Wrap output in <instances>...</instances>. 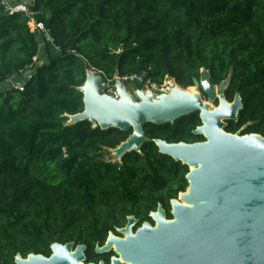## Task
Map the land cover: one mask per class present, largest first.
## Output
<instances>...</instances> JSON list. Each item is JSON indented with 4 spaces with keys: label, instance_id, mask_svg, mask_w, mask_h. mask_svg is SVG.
Here are the masks:
<instances>
[{
    "label": "trees",
    "instance_id": "obj_1",
    "mask_svg": "<svg viewBox=\"0 0 264 264\" xmlns=\"http://www.w3.org/2000/svg\"><path fill=\"white\" fill-rule=\"evenodd\" d=\"M29 8H0V85L28 72L22 89L0 88V264H17L18 254L49 257L55 242L85 244L87 263L110 264L113 252H96L110 232L130 216L152 223L160 205L173 218L171 201L189 186V166L154 139L205 137L195 133L198 113L147 123L141 152L107 159L132 129L68 123L84 110L87 72L105 81L117 71L144 74L141 86L173 78L187 88L207 69L214 85L230 79L228 101L243 100L225 130L264 135V0H34ZM32 18L48 32L39 65Z\"/></svg>",
    "mask_w": 264,
    "mask_h": 264
},
{
    "label": "water",
    "instance_id": "obj_2",
    "mask_svg": "<svg viewBox=\"0 0 264 264\" xmlns=\"http://www.w3.org/2000/svg\"><path fill=\"white\" fill-rule=\"evenodd\" d=\"M117 76L121 77L120 71ZM229 80L218 87L209 70L203 69L193 85L198 93L183 89L174 79L170 81L172 88L178 85L174 93L153 98L139 90L141 101H136L120 83L116 94L101 93L105 78L87 72L79 87L84 110L68 115V123L89 120L102 129H132L128 139L112 149L119 161L128 152H141L149 140L144 130L147 123H174L198 113L202 124L195 133L205 137L194 143L154 139L161 153L189 166V186L171 201L173 218L160 205L151 213L154 225L146 221L134 231L140 220L130 216L125 227L117 228L121 235L110 232L96 252H113L112 264H264V135L225 130L228 121L239 120L243 108L240 94L233 102L226 98ZM217 100L216 108L210 110L209 104ZM146 165L149 169L147 161ZM51 249L49 257L18 254L16 263L96 264L86 262L85 244L55 242Z\"/></svg>",
    "mask_w": 264,
    "mask_h": 264
},
{
    "label": "rangeland",
    "instance_id": "obj_3",
    "mask_svg": "<svg viewBox=\"0 0 264 264\" xmlns=\"http://www.w3.org/2000/svg\"><path fill=\"white\" fill-rule=\"evenodd\" d=\"M6 2L8 4H15V3H24V4H28L27 2H30V0H6ZM33 3V0L31 1ZM30 2V4L28 5H32V3ZM31 22V21H30ZM32 24V23H31ZM39 41H40V56L39 59L36 62V65L41 64L42 62H44V58H42V52L45 46V42L44 39L41 38V33H39ZM94 71V70H92ZM95 72V71H94ZM28 75L27 73H24L23 75L20 76H14L12 77L10 80L5 81L4 83H2L0 85V88L3 90L8 89L11 86H16V83L23 80L25 78V76ZM141 77V76H140ZM174 80L173 78H167L164 83L162 85H157V84H151L149 82H146L143 86H141L143 83V80L141 82H139L138 80H131V79H124V77H118L116 76L114 80H107L106 84L104 86L101 87L100 92L101 93H106V94H116L117 91V86L120 83L123 88H125L127 90V92L136 100V101H141V98L138 94L139 90H144L146 91V93H150L152 95L153 98H156L157 96L160 95H168L171 94L172 91V86L170 85V81ZM219 87V85H217ZM181 87V86H180ZM190 87H195V86H189L187 88H183V89H189ZM203 99L207 100V98L204 97L203 93H202ZM216 105V104H215ZM243 129L239 130L238 133L241 131L242 132ZM116 152L112 151L110 155L107 156V159H112V160H120L116 157ZM121 162V161H120ZM154 225V224H153ZM101 262V261H100ZM99 262V263H100ZM98 263V264H99ZM111 264H112V260H111Z\"/></svg>",
    "mask_w": 264,
    "mask_h": 264
},
{
    "label": "built area",
    "instance_id": "obj_4",
    "mask_svg": "<svg viewBox=\"0 0 264 264\" xmlns=\"http://www.w3.org/2000/svg\"><path fill=\"white\" fill-rule=\"evenodd\" d=\"M31 1L32 0H30V2ZM30 2H27V3H30ZM1 6H3L4 9H5V11L8 12V13H14V12L24 11V12H26L28 14H31L30 8H29V5L28 4H24V3L18 2V3H15V4H11L10 5V4H8L6 2V0H1L0 1V8H1ZM29 25L31 27H34L36 29V31H38L39 33L44 32V33L48 34V32L46 31V28H45V25H44L43 22H39V21L35 20L34 18H32L31 19V22H29ZM124 79H126V80H128V79L138 80L139 82H141L142 80H144V74H134V75H131V76H126V77H124ZM15 87L22 89L23 88V84L21 82H17Z\"/></svg>",
    "mask_w": 264,
    "mask_h": 264
},
{
    "label": "bare ground",
    "instance_id": "obj_5",
    "mask_svg": "<svg viewBox=\"0 0 264 264\" xmlns=\"http://www.w3.org/2000/svg\"><path fill=\"white\" fill-rule=\"evenodd\" d=\"M176 88H178V85H176ZM176 88H172L171 89L172 93H174V91H175ZM190 88H192V87H190ZM193 88L194 89H192V90H189V89L188 90L190 92H193V93H198L196 87H193ZM145 94H147L146 91H145ZM163 98H164V96L163 97L162 96L161 97H158L159 100L160 99L162 100ZM151 100L154 102V99L153 98H151ZM209 105H210V110H214V108H216V105L215 104H209Z\"/></svg>",
    "mask_w": 264,
    "mask_h": 264
},
{
    "label": "flooded vegetation",
    "instance_id": "obj_6",
    "mask_svg": "<svg viewBox=\"0 0 264 264\" xmlns=\"http://www.w3.org/2000/svg\"><path fill=\"white\" fill-rule=\"evenodd\" d=\"M194 89V88H193ZM192 90V89H191ZM204 95V94H203ZM226 95V94H225ZM205 98H207L206 96H204ZM219 103V101L217 100L216 101V105ZM199 115V114H198ZM230 121H228V123H229ZM243 130L245 129L244 127L242 128ZM242 130V131H243ZM179 198V197H178ZM172 204H171V213H172ZM167 214V213H166ZM151 219H152V224H155V221H154V219L151 217ZM140 223V222H139ZM151 223V222H150ZM139 227V224L138 225H136L135 227H134V231L137 229ZM115 234H118V235H121L119 232H117V233H115ZM102 261H104V260H102ZM104 263L106 264V262L104 261ZM110 264H111V260H110Z\"/></svg>",
    "mask_w": 264,
    "mask_h": 264
}]
</instances>
